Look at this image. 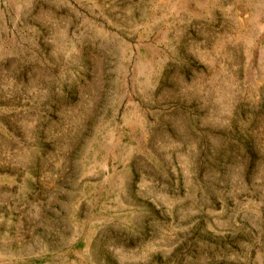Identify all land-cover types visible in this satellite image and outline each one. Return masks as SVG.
Wrapping results in <instances>:
<instances>
[{"label": "rangeland", "instance_id": "374dc122", "mask_svg": "<svg viewBox=\"0 0 264 264\" xmlns=\"http://www.w3.org/2000/svg\"><path fill=\"white\" fill-rule=\"evenodd\" d=\"M0 264H264V0H0Z\"/></svg>", "mask_w": 264, "mask_h": 264}]
</instances>
